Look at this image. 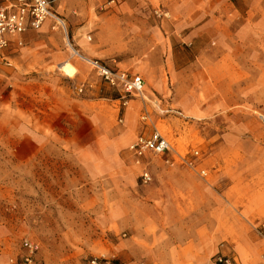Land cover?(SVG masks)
I'll return each instance as SVG.
<instances>
[{"label": "rangeland", "instance_id": "obj_1", "mask_svg": "<svg viewBox=\"0 0 264 264\" xmlns=\"http://www.w3.org/2000/svg\"><path fill=\"white\" fill-rule=\"evenodd\" d=\"M110 1L53 6L0 64V264L24 240L37 264H264V0ZM154 127L144 182L127 147Z\"/></svg>", "mask_w": 264, "mask_h": 264}, {"label": "built area", "instance_id": "obj_2", "mask_svg": "<svg viewBox=\"0 0 264 264\" xmlns=\"http://www.w3.org/2000/svg\"><path fill=\"white\" fill-rule=\"evenodd\" d=\"M64 0H0V63L7 66L6 58L2 51L9 47L10 37H19L28 30H38L48 18L58 19L53 6L59 5ZM110 2H113L111 0ZM21 40H16V45H21ZM90 64L97 71L106 83L117 90L124 99L136 97L143 91L144 81L138 74H129L122 70L110 69L97 60H90ZM146 115H142L145 119ZM131 157L137 165L141 166L140 177L144 182L151 179L149 171L145 167L144 159L147 155H163L172 150L170 142L155 127L149 135H138L128 145ZM192 155L197 156L198 151L194 150ZM178 158L185 160V156L178 154ZM204 174V172H201ZM24 252L20 260L10 259L13 264H37V245L33 241L22 242ZM97 264L96 260L91 261ZM232 258L226 255H218L209 264H231Z\"/></svg>", "mask_w": 264, "mask_h": 264}, {"label": "crops", "instance_id": "obj_3", "mask_svg": "<svg viewBox=\"0 0 264 264\" xmlns=\"http://www.w3.org/2000/svg\"><path fill=\"white\" fill-rule=\"evenodd\" d=\"M62 3V2H61ZM60 3V4H61ZM58 6V5H57ZM54 9V8H53ZM54 11L57 13V11L54 9ZM30 31H32V30H28V31H26V32H24L21 36H19V37H10V40H11V43H10V45H9V47L8 48H6V49H4L3 51H2V55L6 58V61H7V64L9 65V66H11V61L13 60V61H18L19 59H20V57H21V55H22V53H21V48L23 47V45H24V43H25V41L27 40H29L30 39V36H31V34L29 33ZM17 39H19V40H21V45H16V40ZM0 64H2V65H4V66H7V65H5V64H3V63H0ZM143 79V78H142ZM144 81V80H143ZM143 89H144V85H143ZM143 92V91H142ZM142 94V93H141ZM143 115H145V114H143ZM152 132V131H151ZM150 132V133H151ZM149 133V134H150ZM141 134H143V135H147V134H144V133H139L138 135H141ZM148 134V135H149ZM137 135V136H138ZM136 136V137H137ZM164 136V135H163ZM135 137V138H136ZM134 138V139H135ZM133 139V140H134ZM132 140V141H133ZM127 149H128V147H127ZM129 151V150H128ZM172 151V150H171ZM170 151V152H171ZM170 152H168V153H170ZM130 153V152H129ZM131 156V155H130ZM150 156H152V155H147L146 157H145V159H144V162H145V167H146V169L148 170V165H149V159H150ZM132 158V157H131ZM132 161H133V163L134 164H136L135 162H134V160H133V158H132ZM137 165V164H136ZM138 167H140V169H141V166L140 165H137ZM149 171V170H148ZM175 203L173 202H169V203H164V209H166L167 211H170V210H172V209H175ZM169 213V212H168ZM224 249H222L221 251H223ZM220 251V252H221ZM221 255H226V256H228V257H230V258H232V263L231 264H239V261H237V259L234 257V256H230L229 254H226V253H224V252H221Z\"/></svg>", "mask_w": 264, "mask_h": 264}, {"label": "bare ground", "instance_id": "obj_4", "mask_svg": "<svg viewBox=\"0 0 264 264\" xmlns=\"http://www.w3.org/2000/svg\"><path fill=\"white\" fill-rule=\"evenodd\" d=\"M59 22L62 24L63 28L65 29L64 23H63L62 21H60V20H59ZM80 57H81L82 59H85V60H87V61H90V60H89L88 58H86V57H83V56H81V55H80ZM58 67H59V69H61V70H62L65 74H67V75H71V74H73V72L75 71L74 67L71 66V64H70L69 62H67V61H63L62 63H60V64L58 65Z\"/></svg>", "mask_w": 264, "mask_h": 264}]
</instances>
